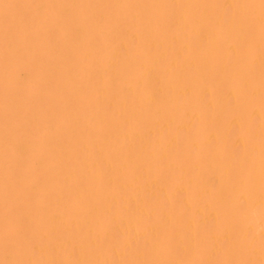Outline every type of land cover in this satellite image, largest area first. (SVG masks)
<instances>
[{
	"label": "bare ground",
	"instance_id": "bare-ground-1",
	"mask_svg": "<svg viewBox=\"0 0 264 264\" xmlns=\"http://www.w3.org/2000/svg\"><path fill=\"white\" fill-rule=\"evenodd\" d=\"M0 226V264H264V0H0Z\"/></svg>",
	"mask_w": 264,
	"mask_h": 264
},
{
	"label": "rangeland",
	"instance_id": "rangeland-1",
	"mask_svg": "<svg viewBox=\"0 0 264 264\" xmlns=\"http://www.w3.org/2000/svg\"><path fill=\"white\" fill-rule=\"evenodd\" d=\"M190 17H192V23L190 24V26L188 27V29L187 30H195V28H194V26H195V24L196 25H198V24H200V23H202V20H203V18H199V15H197V14H194L192 11H191V15H190ZM133 33L135 34L136 33V31H133ZM148 61H150V60H148ZM143 62H146L145 60H143ZM150 64H149V68L150 69H153V66L151 65V62H149ZM152 66V67H151ZM28 75L25 73V71H22L20 74H19V78L21 79V80H23L24 82H27L28 81V77H27ZM111 86H112V92L114 93V94H112L118 101H120V102H124L125 101V99H126V95H128L129 93H127L126 92V89H124V87H122V88H120L121 86H119L116 82H114V84H111ZM124 86V85H123ZM156 86V87H155ZM148 88H150V91H152L153 92V94L155 93V95L156 96H158V91H159V89H160V85H158L157 83L154 85V86H149ZM157 88V90H155ZM130 96V95H129ZM130 99H132V98H130ZM190 99V98H189ZM130 118L131 117H129L128 119H126V121H125V123L126 124H130L131 122H132V120H130ZM144 135H142V133H141V130L137 127V125H134L132 128H126L124 131H123V133H122V137H126V136H128L129 137V139H131V138H134V137H138L139 139H140V143L142 144V146L143 147H146L147 149H148V152L149 153H151V154H157V142L159 143V141H160V136H159V132H158V129L157 128H151V129H149L148 131H146L145 133H143ZM141 136H143V138H141ZM145 136V137H144ZM88 142H92V141H88ZM93 144V145H92ZM92 146L90 145V147H93L92 149H94V146H96V148L97 149H101L102 148V142L101 141H93L92 142ZM89 146V145H88ZM89 147V148H90ZM90 150V149H89ZM87 151V150H86ZM144 151V150H143ZM141 154H144L143 152L141 153ZM4 154H2V156H3ZM5 155H7L6 153H5ZM6 157H8V156H6ZM88 157H89V155H88ZM89 159H91V158H89ZM96 159H97V157H93L92 158V161H91V163L94 165V170L95 171H98L97 169H98V167H97V162H96ZM102 159L104 160V161H106L107 160V157L104 155V156H102ZM135 159H133V161H134ZM132 163V162H131ZM72 175H70V173H68V174H66V176H65V179H67V178H70ZM69 205H71V204H69ZM18 217H19V215L17 216V217H15V220L17 219V222L18 221H20V219H18ZM48 218L49 219H51L54 223L57 221V220H61V221H57L58 222V224H63V223H65V222H67V221H71V222H74V224H76L75 222H76V217H75V215H71V213H68V211L66 210V209H63L62 207L61 208H58V209H56V210H51V212H49V214H48ZM96 224V223H95ZM94 222H90V221H88V222H86L84 225H83V227H84V230L86 229V230H91V231H93L96 227H94ZM97 225V224H96ZM98 225H99V223H98ZM0 227H4V226H0ZM97 229L98 230H100V227L98 228L97 227ZM68 234V233H67ZM67 234H64V236L63 237H60L61 239H57V238H55L56 240H58V243H57V245L55 244L53 247H51V248H46V247H42L41 249H39V250H37L36 252V254H34L35 256H37L38 254H40V255H38V256H42V257H40V262H42L43 261V256L45 255V256H50V257H52V258H54V260H59L60 258H59V255L57 254V248L59 247V246H65L66 248L68 247V249H69V251H68V254H67V252L65 251V254H67L68 255V257H70L69 256V253H70V255H71V252H73V251H77L78 253H79V251H80V249H81V247H76V243L79 241L78 240V238L73 234V233H69L68 235ZM59 234H57V235H55V236H58ZM77 239V240H76ZM55 240V241H56ZM71 242H73L74 244L73 245H70V243ZM49 247H50V245H48ZM7 257H9V255L7 256ZM33 257V256H32ZM110 257H114L113 255L111 256H108V258H110ZM46 260V259H45ZM9 261V260H8ZM73 262V261H72ZM70 263V264H73V263ZM50 264V262H49V260H46V262H45V264Z\"/></svg>",
	"mask_w": 264,
	"mask_h": 264
}]
</instances>
